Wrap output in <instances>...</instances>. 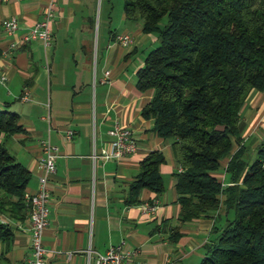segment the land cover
<instances>
[{
  "label": "crops",
  "instance_id": "crops-1",
  "mask_svg": "<svg viewBox=\"0 0 264 264\" xmlns=\"http://www.w3.org/2000/svg\"><path fill=\"white\" fill-rule=\"evenodd\" d=\"M51 4L55 12L51 44L20 40L10 47L12 40L42 19ZM96 6L97 0H0V68L8 75L6 83L0 84V109L18 111L25 128L12 135L0 132V141L31 171L27 192L37 190L43 174L42 140L59 148L57 170L49 183V224L43 236L46 264H96L97 252L122 241L135 251L133 258L139 263L198 264L204 244L221 227L216 224L224 209L185 222L177 218L180 205L173 172L178 165L171 140L158 136L152 119L141 114L152 89L141 91L135 84L136 71L156 46L157 36L143 32L140 21L127 22L124 16L120 24L119 16L118 21L111 16L103 21L101 16L103 26L96 35ZM9 16L20 21L14 34L2 26ZM119 33H129L132 42L116 41ZM25 89L31 93L29 100L21 99ZM241 120L243 142L254 150L264 135V90L249 91ZM115 121L131 129L136 150L120 159L94 161L93 151L109 145L108 129ZM68 128L75 131L70 140ZM151 150L162 151L166 158L159 166L164 190L156 195L142 188L140 201L127 205L128 186L139 171L140 159ZM215 174L224 178V170ZM154 198L158 200L155 212L142 213L140 203ZM11 223L12 242L0 244L5 264L22 261L32 252L29 218ZM176 226L180 234L173 239Z\"/></svg>",
  "mask_w": 264,
  "mask_h": 264
},
{
  "label": "trees",
  "instance_id": "trees-1",
  "mask_svg": "<svg viewBox=\"0 0 264 264\" xmlns=\"http://www.w3.org/2000/svg\"><path fill=\"white\" fill-rule=\"evenodd\" d=\"M127 22H141L157 44L136 71V87L152 89L141 109L153 131L171 140L178 168L180 222L232 210L198 264H264V135L254 157L243 142L241 109L251 89L264 90V0H122ZM166 21L162 24L163 18ZM20 113L0 109V132L24 131ZM234 145L236 147L234 148ZM227 159L225 166L222 161ZM166 158L151 150L139 161L124 202L142 188L164 190ZM224 169V184L215 173ZM31 171L0 141V244L14 237L11 220L29 218ZM171 238L179 236L174 227ZM0 249V264H5Z\"/></svg>",
  "mask_w": 264,
  "mask_h": 264
},
{
  "label": "built area",
  "instance_id": "built-area-1",
  "mask_svg": "<svg viewBox=\"0 0 264 264\" xmlns=\"http://www.w3.org/2000/svg\"><path fill=\"white\" fill-rule=\"evenodd\" d=\"M55 12L53 5H49L43 12V17L34 26L30 27L26 32L22 34L19 39H14L10 42V47H15L22 41L41 40L44 45L51 44L53 38V31L51 23L54 19ZM20 21L17 16H9L2 20V26L8 34H14L19 28ZM132 36L129 33H119L115 39L121 44H128L132 42ZM108 72V71H107ZM8 80V75L0 68V84H5ZM22 100L31 99V93L28 89H25L21 95ZM50 115H46L45 118L49 119ZM108 133L111 135L108 146H103L100 152L96 150L92 153V159L95 161L97 158L104 160L120 159L122 156L128 153H132L137 148V140L134 137L131 129L115 121L111 128L108 129ZM75 131L71 128L66 130V138L72 139ZM44 156L40 161V167L43 169V174L40 175L39 185L35 192H26V199L30 204L29 212V229L31 232V256L15 262L13 264H46V255L48 249L44 245V230L49 224L50 213V178L55 174L57 170L56 158L58 156V146L51 143L47 139H43L41 142ZM180 170L181 168L178 167ZM224 170V169H223ZM223 181V176L218 177ZM158 205L157 198L152 200H146L140 203L139 207L142 213L153 214ZM134 250H131L124 246V242L111 245L105 252H97L95 255L96 264H145L139 263L134 260Z\"/></svg>",
  "mask_w": 264,
  "mask_h": 264
},
{
  "label": "rangeland",
  "instance_id": "rangeland-1",
  "mask_svg": "<svg viewBox=\"0 0 264 264\" xmlns=\"http://www.w3.org/2000/svg\"><path fill=\"white\" fill-rule=\"evenodd\" d=\"M122 0H97V6H96V35H98L99 29L103 26L102 21L100 20L102 16V20L104 21L105 16H111V19H114L115 21H118L119 16V24L122 22H125L121 16L122 14ZM166 21V17L163 18L162 24ZM119 26V30H120ZM243 108V107H242ZM242 110V109H241ZM245 125H243L244 127ZM244 129V128H243ZM247 152H250L249 155H251V158L254 157V150L248 149ZM219 172H223V168L219 170ZM233 216V211L229 210L227 212L220 213V218L217 219L216 226H221V224L224 223V220L226 217L231 218Z\"/></svg>",
  "mask_w": 264,
  "mask_h": 264
}]
</instances>
